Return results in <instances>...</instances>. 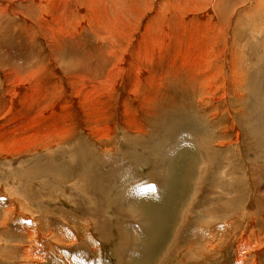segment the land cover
I'll use <instances>...</instances> for the list:
<instances>
[{"label": "rangeland", "instance_id": "374dc122", "mask_svg": "<svg viewBox=\"0 0 264 264\" xmlns=\"http://www.w3.org/2000/svg\"><path fill=\"white\" fill-rule=\"evenodd\" d=\"M146 1L157 14L162 15L165 10V18L170 16V11L167 9L168 2L178 9L174 16V25L170 24L171 18H167L169 29L172 28V32H175L179 39L181 38L184 45L190 47L191 50H198L199 59L204 60L201 62L204 63V66L206 65L205 67L202 65L204 73L207 71L208 62V72L212 80L209 79L210 82L207 86H210L211 94H213L212 92L216 93L219 88L222 90L223 81L227 82L231 79L229 76L230 52L238 54L239 59L242 57L238 67L245 75L244 80L251 79L250 84L255 92L252 96L249 95L248 99L253 98L250 105L252 106L254 102L253 109L257 114L254 117L252 109L247 106L249 117L247 116L248 122L245 125V130L239 120L240 116L238 115V118L235 116L234 119H238L236 130L240 135V140L237 142L239 144L236 147L232 145L220 146L221 143L230 142L235 131L232 129L230 134L228 133L225 137L226 139L222 138L219 131L223 128V124L220 120H214L212 123L204 120L201 123L202 130L200 131H194V128L176 132L169 131L166 133L167 138L163 136L164 130L160 135L156 134V130L159 129L158 125H153L154 128L150 125V129L153 128L152 134H149L145 140L136 141L131 146L126 145V142H123L118 135L114 136L112 143H96L88 136L86 127L78 125L72 129V139L62 142L56 150L39 156L28 155L25 157L27 160H18V163L11 161L6 165L1 161V158L16 156L15 154L2 156L4 147L8 142L13 143L14 139L16 140L12 133L19 134V137L25 141L27 133L23 136L21 131L26 128L24 126L26 119H22V117L16 119L12 125L11 120H1L2 115H0V128H2L0 129V190L9 191L11 181L15 183L18 187L16 189L19 191L23 190L24 184L31 183L34 191L28 190L31 193L29 200L33 202L35 209L33 208L32 211L36 210L35 216H47L48 222H50L48 224L55 226L59 223L57 213L64 212L81 224L79 225L81 232H75L80 238L77 241V246L70 245L66 248L55 246L53 240L48 238L41 244L42 248L38 245V250L35 251L34 245L31 243L32 251H34L32 255H38L41 264H235L234 249L237 245L233 242L238 243L241 237L246 239L250 231L247 220L253 214L257 223L251 226L253 229L258 228V236L264 239V153L262 152L264 140L259 142L262 146L259 148L258 138L253 132L252 134L250 132L253 128L264 132V81H262L264 76V44L262 43V38L264 39V3L262 2L256 9L257 7L252 6L254 0ZM139 2L140 0L137 1V4ZM130 4L132 3L129 0ZM137 9L139 12L132 22L134 29L142 27L147 19L154 16L150 12L146 13L144 8L137 7ZM22 10L23 8L19 7L17 11L22 12ZM257 12L260 15L256 14ZM178 13H181L184 19H181L182 16ZM134 14L136 15V13ZM133 17L134 15L131 16V18ZM254 18H261L260 22ZM177 20H184V22ZM250 21L254 24H250ZM16 25V23L13 24V28H16ZM134 29L132 31H136ZM238 29L240 30L238 31ZM128 30L130 31L131 28ZM252 30H259L260 38H253V35L255 36L257 33L254 34ZM19 32L22 34L21 28ZM189 35L194 36L191 38L194 42V38L197 37L196 44L193 43V40L191 41ZM244 37L246 40H243ZM150 38H153V35ZM135 42L136 40L130 42L131 47H137ZM37 43L38 48L43 46L42 39ZM256 43L260 44L255 48L257 56L253 50L251 51L255 58L248 54V49L250 46L254 47L253 45ZM230 47L233 49L229 51ZM1 48L2 52L8 50L5 45H1ZM203 54L207 57H204ZM246 54L253 63H257V67L250 68L249 65H246ZM90 55L100 59V54L95 50ZM153 65L154 69L159 71L156 60ZM222 76L225 78L222 79ZM228 84L227 82V86ZM241 88L243 90L239 91L238 89L237 91L238 96L247 94L244 92L245 86ZM229 91L235 93L230 88ZM206 92L208 93L207 90L204 91V93ZM211 94L206 96L209 97ZM249 100L244 104L249 105ZM240 103L239 99L236 103L233 101V105L237 109ZM60 105L66 106V115L62 114L61 117V128L70 120H75L77 123L80 113L75 110L73 105L66 101H61ZM205 108L207 110L209 106ZM243 109L245 108L243 107ZM245 110L247 111V109ZM55 114L60 117V114ZM199 120L196 125L199 124ZM17 121L21 123L18 124ZM3 127L7 128V131ZM212 128L215 129L213 132ZM124 137L125 140L129 139L127 133ZM113 145L115 146L113 147ZM24 146L26 147V145ZM108 146H112L119 157L113 160L109 159L107 162L105 158L98 155V151L106 149ZM46 164L52 165L57 171L60 170L62 175H53V177L55 176L53 179L49 176L51 170L46 169L34 170V174H32L34 165L45 166ZM2 165L5 166L1 167ZM97 172L101 176L100 179L97 177ZM102 181L105 183V189L100 190ZM54 186L64 188V193L62 194L60 189L57 191ZM88 190L92 191V195ZM10 203L12 202L9 198L0 202V223L3 218L7 220V233L4 234L6 230L2 231L0 227V238L7 240L8 244L12 243V239L17 237L16 235H21L20 239H27L23 236L24 231L20 225L15 224V220L11 216L15 211L14 204L11 207L10 215H4L2 212L7 210L4 207L9 206ZM234 209L244 217L243 215L240 219L235 217L237 222L234 223V226L230 222H220L222 221L219 219L220 215L224 217L226 210L230 214ZM44 210H48V212L43 214ZM248 212H251L252 215ZM222 224L232 231L230 233L232 242L221 251L217 246L213 251L214 254L205 250L203 257L198 258L197 263L191 262L188 257L194 249H199V228L205 225L206 230L212 234L211 240L214 241L221 237L222 231H219L217 226ZM235 226L239 229H235ZM18 244L30 247L27 241H19ZM189 248L192 250L190 251ZM95 249H97L96 252H94ZM255 255L257 258L259 257L256 258V263L251 261L253 258L248 257L249 260H246L245 264H250V261L251 264H264V250L252 254V256ZM21 256L23 257V255ZM12 260L14 259L12 258Z\"/></svg>", "mask_w": 264, "mask_h": 264}, {"label": "bare ground", "instance_id": "6f19581e", "mask_svg": "<svg viewBox=\"0 0 264 264\" xmlns=\"http://www.w3.org/2000/svg\"><path fill=\"white\" fill-rule=\"evenodd\" d=\"M137 1L139 0H130L132 4L129 5V0H0L1 120H11L12 125H14L16 119L21 117L26 119L24 122L26 128L21 131L23 132L21 134L25 136L27 133L25 141L19 137V134L12 133L16 140L14 139L13 143H6L2 156L15 154L16 157L1 158L5 165L11 161L18 163V160H27L25 157L28 155L39 156L56 150L62 142L72 139V129L78 125L85 126L88 130V136L96 143H112L114 136L118 135L123 142H126V145L131 146L136 141L145 140L149 134L151 135L153 125L159 127L156 130L157 135H160L164 130L163 136L167 138L166 133L169 131L176 132L191 128H194V131H200L202 130L201 123L204 120L211 123L214 120H220L223 124V128L221 127L222 129L220 128L219 131L222 138L227 137L232 129L235 130L233 137L230 136L232 137L230 142L221 143L220 146L232 145L236 147L239 144L237 142L240 140V135L236 130L238 119L235 120V116L237 118L240 116L239 120L243 126L241 127L245 130V125L248 122L249 109L247 106L252 109L254 117L257 114L253 109L254 102L252 106L250 105L253 98L248 99L249 95L252 96L255 92H253V87L250 84L251 79L244 80L245 75L238 67L242 57L239 59L238 54L237 58L235 52H230L229 76L231 79L227 80L228 86L227 82L223 81L222 90L219 88L216 93L212 92L214 96L217 95L214 97L209 91L210 86H207L212 80L208 72V62L207 71L204 73V71L202 72L204 63L201 62L204 60L199 59L198 50H191L190 47L184 45L180 40L181 38L179 39L178 35L172 32V28L169 29L167 18L170 17L172 20L170 24L174 25V16L178 9H175L168 2V8L167 5L165 7L169 9L170 16L165 18V10H163L162 15L157 14L146 0H140L138 4ZM262 2L264 3V0H254L255 6L254 4L252 6L258 9ZM197 3L196 5H198ZM19 7L23 8L22 12L17 11ZM137 7L144 8L146 13L150 12L154 16L147 19L142 27L134 29L132 22L139 12ZM178 14L181 15V13ZM132 15H134L133 18H131ZM181 16V19H184L183 15ZM256 19L260 22L261 18ZM178 22H184V20ZM15 23L17 24L16 28H13ZM20 23L22 25H19ZM250 24L253 25L254 23L250 21ZM181 27L183 28L182 25ZM20 28L22 34L19 32ZM128 28L131 30L129 31ZM132 29L136 31H132ZM247 30L249 31V29ZM183 31L187 32L184 29ZM259 32V30L254 31V34H257L253 35V38H260ZM189 33L191 35V32ZM152 35L153 38H150ZM191 36L190 39L194 37ZM196 38H194L195 42L191 39L195 44ZM41 39L43 46L38 48L37 41ZM133 40H136L134 44L137 47H131L130 42ZM243 40H246L245 37ZM262 41L264 44L263 38ZM259 43L253 45L254 47L250 46L248 54L255 57V48L260 46ZM1 45L7 46L8 50L2 52ZM93 50L100 54L99 60L97 57H91L90 53ZM252 50L255 55L251 53ZM205 56L207 57V55ZM246 58L245 63L250 68L257 65V63H253L251 58H248V55ZM154 60L157 61L159 71L154 69ZM221 78L224 79L225 77L222 76ZM262 81H264V76ZM244 86V92L247 94L238 96V89L239 91L243 90L241 87ZM229 88L235 93H231ZM205 90L208 93H204ZM207 94H211L209 97H213L209 98L206 96ZM238 99L241 103L237 109L234 107L233 101L236 103ZM248 100L249 105L244 104ZM61 101L71 103L75 110L80 113L77 123L75 120H70L61 128L62 114L63 116L66 115V106L60 105ZM206 106H209L207 110ZM55 113L60 114V117H57ZM197 120L200 121L198 125H196ZM17 122L18 124L21 123L20 121ZM150 125H152V129H150ZM214 128H212V132ZM3 129L7 131V128L3 127ZM81 131L84 130L81 129ZM250 132L251 134L253 132L258 138L257 143L260 148L259 142L264 140V132L258 128H253ZM126 133L129 135L127 140L124 137ZM115 145L118 146V144ZM113 147L108 146V148L98 151V155L105 158L107 162L109 159H117L119 156ZM262 152L264 153V147ZM41 169L51 170V175H49L51 177L56 174L62 175L60 170L57 171L49 164L45 166L34 165L32 174H34V170ZM97 173V177L100 179L101 176L99 172ZM10 184L9 191L0 190V202L7 198L12 202L9 206H5L4 209L7 210L2 212L4 215H10L11 207L14 204L15 211L11 216L15 220L14 223L20 225L24 231L23 236L27 239H20L21 235H16L17 237L13 236L12 243L8 244L7 240L0 238V264H41L39 262L40 257L32 255L34 251H32L30 244L32 243L34 250L37 251L38 245L42 248L41 244L48 238L53 240L55 246L58 245L63 248L70 245L77 246V241L80 238L75 232L79 231L81 224H78L68 214L61 212L60 214L57 213L59 223L55 226L49 225L47 216H35L36 210L32 211L34 205L29 200L31 193L28 191H34L31 183L24 184L21 191L16 189L18 187L12 181ZM101 185L102 187L99 189H105L103 181ZM54 188L57 191L60 189L62 194L65 191L64 188L58 186H54ZM88 191L92 195V191ZM159 207L161 208V206ZM227 211L224 217L220 215L219 219L222 220L220 222H230L234 226V223L237 222L235 217L240 219L243 214L238 213L236 209L233 212L229 211L230 214ZM47 212L48 210H44L43 214ZM247 221L250 228L248 236L246 239L241 237L238 243L233 242L237 245L234 249L235 264H245L250 257L253 258L250 260L256 263L257 255L252 256V254L264 250V239L258 236L259 229H253L251 226L257 223L254 214ZM6 222L7 220L3 218L0 223L2 231L7 229ZM85 225L88 227L87 224ZM217 227L220 229L219 231H222V234L214 241L211 240L212 234L206 230L205 225L199 228V249H194L193 253L189 254L190 257L188 258L191 262L197 263L198 258L204 255L206 251L214 254L213 251L217 246L219 247L218 250L221 251L232 242L230 236L232 231L223 224ZM235 229L238 230L239 228L235 226ZM6 233L7 230L4 234ZM19 241H27L30 247L24 246L25 244H18ZM213 244L214 246H212ZM189 250L191 251L192 248ZM96 251L97 249L94 250V252Z\"/></svg>", "mask_w": 264, "mask_h": 264}]
</instances>
